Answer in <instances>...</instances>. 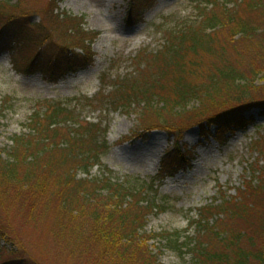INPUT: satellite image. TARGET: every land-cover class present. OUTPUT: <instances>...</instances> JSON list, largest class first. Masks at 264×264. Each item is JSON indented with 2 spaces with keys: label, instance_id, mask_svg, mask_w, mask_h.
<instances>
[{
  "label": "trees",
  "instance_id": "16d2710c",
  "mask_svg": "<svg viewBox=\"0 0 264 264\" xmlns=\"http://www.w3.org/2000/svg\"><path fill=\"white\" fill-rule=\"evenodd\" d=\"M129 1L125 22L133 24L155 0ZM191 1L195 18L165 30L156 52L137 54L133 73L109 82L100 75L101 90L111 87L107 95L42 100L26 131L0 149L7 155L0 153V236L15 244L0 246V264H46L10 234V213L27 223H50L58 257L68 264H163L148 245L155 238L179 255L189 253L187 264H264V132L251 146L262 161L255 159L235 195L220 192L195 209L186 226H194L191 237L183 234L186 228L146 234L147 216L164 209L146 190L152 182L118 181L106 167L101 176H89L108 145L106 127L87 119L85 107L127 112L137 106V136L154 129L175 133L176 147L187 128L209 135L212 127L222 134L245 124L239 107L254 100V82L264 72V0ZM43 8L31 22L33 13L20 0H0V50L13 42L14 65L24 73L40 69L50 80L91 65L98 33L86 29L83 17L59 11L55 0ZM185 161L175 148L161 169Z\"/></svg>",
  "mask_w": 264,
  "mask_h": 264
},
{
  "label": "rangeland",
  "instance_id": "374dc122",
  "mask_svg": "<svg viewBox=\"0 0 264 264\" xmlns=\"http://www.w3.org/2000/svg\"><path fill=\"white\" fill-rule=\"evenodd\" d=\"M47 1L20 0V3L31 9L33 15L30 21L37 22L39 10L44 9ZM55 1L59 11L83 17L86 29L98 33L91 46L94 61L87 68L54 82L48 80L49 77L40 70L30 74L16 71L12 67L14 58L10 60L9 51H3L0 54V149H7L11 145L14 134L26 131L24 123L42 100L82 95L93 98L99 91L107 95L111 87L108 85L101 90V74L109 82L116 75L133 73L137 54L142 51L156 52L164 42L165 30L176 23L194 19L197 12L191 0H155L143 11L142 21L126 25L124 17L129 0ZM7 39L10 40V37ZM45 45L48 46L47 43ZM45 50L44 55L49 57L48 47ZM28 52L26 59L31 57ZM263 85L264 72L254 82V100L239 107L246 121L243 127L231 128L222 134L212 127L207 136L199 134L198 128L193 126L182 131L177 147L174 145L175 133L154 129L146 133L145 138L137 136L141 117L137 106H132L134 109L127 112L112 110L106 105L97 109L85 107L82 113L87 119L99 120L101 126L106 127L104 137L108 145L100 162L90 169L89 176H101L106 167L118 181H130L132 185H149L152 182V189L146 190L150 196L156 197L159 206L163 205L164 209L158 207L157 212L147 216L146 234L186 228L183 234L193 236L194 226H186L189 218L196 217L195 209L218 198L220 192L235 195V189L241 185L243 177L249 175L255 159L259 163L262 161L251 146L264 132V107L259 105L264 101ZM3 98L8 99L4 102ZM175 148L183 153L187 162L173 175L163 171L161 175L165 177L159 178L160 173L157 177L160 160L164 159L167 151ZM0 153L3 157L7 156L4 151ZM79 176L85 174L79 173ZM12 216L13 213H10L6 227L11 235L19 238L20 246L25 251L40 253L46 264H55L56 261V264H68L58 257L59 249L47 230L50 223H27L24 216L23 220ZM12 242L5 235L0 236V246L14 248ZM148 245L163 264H187L190 260L189 253L179 255L158 238L149 240Z\"/></svg>",
  "mask_w": 264,
  "mask_h": 264
}]
</instances>
